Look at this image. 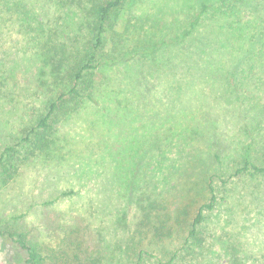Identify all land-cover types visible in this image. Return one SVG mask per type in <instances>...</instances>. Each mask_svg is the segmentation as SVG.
Masks as SVG:
<instances>
[{"label":"rangeland","instance_id":"374dc122","mask_svg":"<svg viewBox=\"0 0 264 264\" xmlns=\"http://www.w3.org/2000/svg\"><path fill=\"white\" fill-rule=\"evenodd\" d=\"M89 2L93 0H0V232L21 233L42 255L41 264H139L135 254L143 245L138 242L145 241L141 218L147 210L153 218L175 206L173 191L160 186L151 193L162 191L164 196L156 198L155 208L149 206L151 182L161 178L175 151L170 118L168 122L153 118L155 94L164 86L161 98L167 102L180 92H170L176 83L170 79L169 59L174 44L187 37L201 1L122 0L110 16L111 27L93 61L94 98L80 103L77 111L56 114L50 121L48 145L28 151L29 132L47 102L56 98L61 75L73 60L84 57V45L93 35ZM249 12L246 9L244 19ZM259 13L264 18L263 11ZM234 36L243 42L238 33ZM71 48L80 56L70 57ZM242 51L240 55L253 60L231 71L248 72L247 88L238 86L229 93L232 87L226 79L221 83L200 77L193 80L200 90L191 86L181 95L190 98L189 93L199 92L210 101L221 87L217 97L228 101L226 120L234 130L197 124L208 112L204 106L188 111L183 121L177 119L182 135L174 139L183 140L186 133L185 149L191 146L194 154L189 155L192 164L173 176L182 190L190 186L192 165L206 164L212 150L247 144L246 131L259 123L264 133V49ZM180 78L182 84L191 82L187 74ZM228 80L232 82L229 76ZM67 105L73 107L74 101ZM163 106L167 113L165 102ZM147 114L150 121H144ZM244 121L249 124L243 125ZM7 148L12 149L9 154ZM211 170L225 181L232 173L225 162ZM259 174L236 180L235 191L215 180L218 197L228 192L247 194L240 192L237 202L230 198L205 215L200 229L211 239L197 254L204 264L229 261L235 238L245 256L247 251L255 257L264 254V173ZM191 206L188 201L181 212L190 213ZM188 214L182 213L180 220ZM23 259L24 254L0 234V264H21Z\"/></svg>","mask_w":264,"mask_h":264},{"label":"trees","instance_id":"16d2710c","mask_svg":"<svg viewBox=\"0 0 264 264\" xmlns=\"http://www.w3.org/2000/svg\"><path fill=\"white\" fill-rule=\"evenodd\" d=\"M121 1L93 0V2H89V10L92 14L91 32L93 35L90 36V39L84 45V57L73 60L66 68V71L63 72V75H61V82L55 86L56 90L54 93L56 98L47 102L45 112L38 115L36 127H33L29 132L28 151H35L48 145L50 121L56 114L64 110L69 112L75 109L74 111H77L76 108H78L80 103L94 98L92 90L95 87V81L93 79V72L91 71L95 68L93 61L96 59L98 49L103 47L104 38L106 40V35L111 27V23L109 22L110 16L113 12L120 9L123 4ZM200 1L198 12L190 22L187 37L174 44V53L169 59L171 63L170 79L176 83L175 86L170 87V92L172 93L173 90L174 94L179 90L180 92L176 94V97H170L167 102L162 101L161 98V94L165 89L164 86L160 90H157L155 94L156 109H154L155 117L153 118L154 120L159 119V122H162L164 119L168 122V118H170L169 121L174 128L172 146L173 148L175 147V151L172 152L170 164L162 172L161 178H155V181L152 180L153 182L149 180L151 182L149 196H153V199L149 202V206L150 208H155L159 201L156 198L164 196L162 191L158 195L151 193V189L153 190L159 186L162 189H171L173 191L172 197L174 200L172 203L175 206L173 211L170 210L167 214L160 213L157 216L154 214L153 218L149 210H147L141 218V226L145 228L142 238L145 241L138 242L140 245H143L138 248L135 254L139 264H204L197 254L198 249L203 244H206L204 241L211 239H207L203 235V230L200 229L202 221L205 220V215L212 213L216 207L231 202L233 199L230 198H234L237 202L236 198L240 196V192L247 194L243 191L236 194L228 192V194L226 193V195L218 197L217 193L219 191L216 190L217 185L215 186L214 184L215 180H221L222 186L229 188L227 191H235L233 185H235L236 180L243 177H253L257 173H264V165H262L264 163V133H260L263 131V128H258L259 123L251 128L253 130L256 129V133H252L251 129L250 131H246V137L249 139L247 144H242L240 148H233L231 150L219 147L218 151L212 150L210 152L212 155L211 157H207L208 162L206 164L197 162L192 165L190 169L191 177L189 178L190 186L188 188L182 190L181 187L177 186V182H179L177 177L173 179V176H179L182 166L186 170L188 163L192 164V158L189 155L194 156L192 151H190L192 149L191 146L188 150L185 149V146H188L185 142L186 133L183 132V140L174 139L176 137L179 139V136L182 135L179 132V130L181 131L180 125L176 126L178 118L180 121H183V118L189 117L187 115L188 111L194 109L201 110V107L204 106L203 109L208 112L201 119L197 120V124L223 126L229 133L234 131L228 128L229 122L226 120L229 118V113L228 109L224 108V106L228 101L224 103V101L217 97V93L221 87L215 91L213 95L214 99L210 101L203 100L204 98L201 97H204V95L199 92L189 93L190 98H187L186 95L181 97L183 92L191 86V88L200 90L199 84L193 81L200 77L205 81L218 80L221 83L226 79L225 84L232 87L228 91L229 93H234V89L238 86L243 87L244 90L250 82V77L247 76L248 72H243V69H234L236 71H231V69L253 60L252 56L240 55L243 52L242 50L246 51L252 48L253 51L259 53L264 49V18L259 13V11H263L264 13V0H249V2L247 0ZM246 9H249L250 12L249 16L244 19L243 15H246ZM235 33L243 37V42H237V37L234 36ZM244 37L247 38L245 39ZM73 48L70 49V57L80 56L79 51L74 52ZM183 73L189 76L187 80L191 82L181 83L183 79L180 77ZM225 73L231 78L232 82L228 80V76ZM159 75L160 73H158V77ZM142 79L140 80L143 81ZM143 82L147 83V81ZM144 85L149 88L148 85ZM211 85H214V83L211 82ZM69 101H74L73 107H67ZM163 102L167 105V113L163 110ZM68 112L65 113L68 114ZM65 113L64 115H66ZM150 120V114H147L144 121ZM242 124L246 126L249 123L244 121ZM162 131L163 129H159L157 133L161 135ZM219 141L222 142V139L219 138ZM10 150L12 149L7 148V154H9L8 151ZM195 157L199 159L198 156ZM223 162L226 163V168L230 166V170H232L230 177L226 181L222 179L220 174L211 172V169L214 167L220 169V164H223ZM4 169L6 170V168ZM168 179L170 181L173 180L170 183ZM143 184L148 185L147 182ZM182 191L186 194H182ZM246 191L249 190L246 189ZM191 195L202 196L199 198ZM188 201L194 204V206H191L192 211L190 213L187 210L181 212V207L184 208ZM182 213H189L183 221L180 220ZM247 219L248 217L244 216V221ZM147 226L150 227L147 228ZM149 229L151 230L150 233ZM0 234L10 240L24 254L21 264H41L42 255L36 246L29 242L21 233L5 230L1 231ZM235 240L237 239H233L234 243L230 246L231 258L229 261L224 258V264H264L263 253L255 257L252 252L247 251L248 255L246 254L245 256V254L240 253L239 241ZM221 252L223 251L219 250L218 253L216 252L219 259L222 255ZM166 258L168 260L163 263V259ZM146 260L152 262H146Z\"/></svg>","mask_w":264,"mask_h":264}]
</instances>
